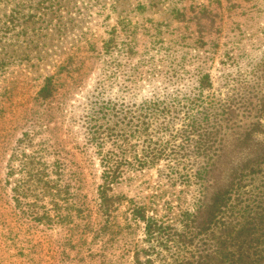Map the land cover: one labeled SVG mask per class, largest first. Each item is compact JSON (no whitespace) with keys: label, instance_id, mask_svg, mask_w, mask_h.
Wrapping results in <instances>:
<instances>
[{"label":"rangeland","instance_id":"1","mask_svg":"<svg viewBox=\"0 0 264 264\" xmlns=\"http://www.w3.org/2000/svg\"><path fill=\"white\" fill-rule=\"evenodd\" d=\"M203 76L210 86L199 105L233 98L247 108L231 128L244 132L258 120L264 140V0H0V264H133L143 226L124 220L128 199L166 202L177 212L194 206L198 187L193 178L168 184L166 158L128 168L110 191L127 201L113 231L97 235L99 146L114 148L124 130L126 155L140 154L146 134L133 135L126 122H137V107L154 97L176 110L155 117L160 125L175 120L154 138L179 134L183 111L201 108L185 107L183 95ZM223 141L224 149L240 150L235 137ZM183 151L189 157L175 166L177 176L190 174L206 152L188 144L178 158ZM262 181L264 174L247 178L221 219L232 220L245 204L256 219Z\"/></svg>","mask_w":264,"mask_h":264},{"label":"trees","instance_id":"2","mask_svg":"<svg viewBox=\"0 0 264 264\" xmlns=\"http://www.w3.org/2000/svg\"><path fill=\"white\" fill-rule=\"evenodd\" d=\"M49 80L48 77L39 90L43 97L49 93ZM197 81L195 92L184 93L183 97L185 107L201 108L197 114L191 110L183 111V129H179V134L177 129L176 135H173L172 131L169 132L168 136L173 138L165 140L158 139L161 138L159 136L154 138L162 128L165 129L164 135L171 130L175 120L168 118L160 125L162 122H157L158 119L155 117L165 112L175 114L176 111L173 103L167 101L169 103L159 105L158 97H154L152 100L143 101L141 107H137V113L133 116L137 118V122L131 120L129 124L126 122L127 128L133 127L130 131L133 135L136 132L140 133V136L143 132L146 134L139 140L140 154L129 153L131 157L126 155L128 146L125 144L124 130L119 134L122 141L115 142L114 148L104 151L99 146L101 170L96 191L101 222L96 228L98 231L96 234L113 231L116 211L123 201H127L123 194L110 193L124 170L128 168L142 170L166 158L168 163L166 167H169L168 173L164 175L166 182L184 186L193 181L198 187L199 197L191 209L178 208L177 212L166 202L160 203L159 206L155 201L137 203L128 199L123 210L124 220L128 224L137 222L143 226L142 244L133 248V264H264V202L257 201L254 205L260 208L256 219H253L252 213L255 209L248 204L241 207L240 212L232 220L221 219V212L227 207L232 192L238 191L247 178L264 174V140L256 135L261 132L262 124L255 120L244 132L239 131L236 126L231 128L234 117L240 112L243 114L247 106L241 108L229 96L225 103L218 99L212 103L199 105L200 96L203 95V90L210 86V82L207 76ZM145 102L148 104L145 105ZM261 106L264 109V102ZM151 126L154 128V134L148 132ZM111 131H114V128L108 129V133ZM202 137L204 140L200 142ZM227 137L239 140L236 148L240 150L232 152L233 148L224 149L226 144L223 140ZM173 142L177 144H169ZM188 144L198 149L202 148L206 152L199 158L197 166L190 174L177 176L175 166L189 156L183 151L178 158L176 152ZM210 144L216 145L213 151H208ZM132 147L137 148V145L134 144ZM238 155H242L244 159L236 160ZM173 160L177 162L171 163ZM35 178L40 180L37 173L33 175V181ZM68 194L70 191L66 183L62 189L64 201H67ZM68 214L70 213L67 211L61 218H67Z\"/></svg>","mask_w":264,"mask_h":264}]
</instances>
